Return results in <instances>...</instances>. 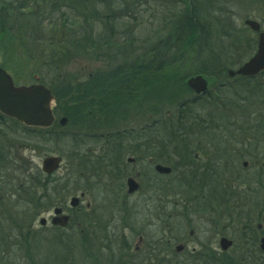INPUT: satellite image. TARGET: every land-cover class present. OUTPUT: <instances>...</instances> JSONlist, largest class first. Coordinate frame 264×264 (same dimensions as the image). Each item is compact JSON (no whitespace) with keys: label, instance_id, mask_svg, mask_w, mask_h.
I'll use <instances>...</instances> for the list:
<instances>
[{"label":"trees","instance_id":"16d2710c","mask_svg":"<svg viewBox=\"0 0 264 264\" xmlns=\"http://www.w3.org/2000/svg\"><path fill=\"white\" fill-rule=\"evenodd\" d=\"M228 3L0 0V40L18 45L32 63V83L37 77L54 97L56 120L67 119L64 128L55 122L38 129L0 115V264H264L254 227L264 223V72L227 82L228 70L244 63L230 54L243 37L230 36L223 22ZM80 62L100 69L71 75ZM194 74L218 82L195 96L186 86ZM256 136L257 147L249 138ZM22 147L61 157L65 172L46 176L32 162L18 166ZM205 153L208 159H200ZM128 158L147 186L150 204L142 211L165 216V240L148 237L147 221L128 202ZM157 163L171 174L157 175ZM78 193L93 199L89 209L66 207ZM57 206L70 214L68 226L51 228L50 237L45 228L34 231L30 222ZM115 214L119 224L111 227L107 219ZM192 216L240 236L234 254L204 243L176 254L174 227ZM135 230L143 231L139 250L131 246ZM243 243L250 261L241 259Z\"/></svg>","mask_w":264,"mask_h":264},{"label":"rangeland","instance_id":"374dc122","mask_svg":"<svg viewBox=\"0 0 264 264\" xmlns=\"http://www.w3.org/2000/svg\"><path fill=\"white\" fill-rule=\"evenodd\" d=\"M222 1L227 2L228 0H222ZM229 2H230V3H228L229 8L223 9L225 11V15H226V19H223V22L225 23L226 28H228L230 30V36L232 35V37L234 38V34H235V38H236V34H238L240 36V38L243 37L241 40L235 41L236 46H234V47L230 46L229 47V49L231 47H233V51H230V54L233 56L235 55L233 60L235 59V61H236V60L244 58V62H246L254 53V51L251 52V48H252L253 42H256V44H257V34L252 32L249 28H246L243 23L245 20L254 21L257 24H259L261 32H264V0H229ZM230 42L231 41H229V44H230ZM248 44H249V46H248ZM197 58L198 57H196V59ZM196 65H198V62L195 60V61H193V63L191 64V67H189V68H191L192 71H195ZM185 66H189V65L186 64ZM0 68L4 69L7 72V74L11 77L15 86L29 85L32 83L31 77H32L33 72H34L32 63L25 57L23 51H21V49L18 47V45L16 43L9 42L8 40H6L4 38H2L0 40ZM99 69H100V66L97 65L96 63H92V64L87 63L86 64L84 62H80L78 64L73 65L69 69V73L71 75H76V74L80 73L79 75L83 76L86 73L94 72V71L99 70ZM196 76H202L203 79H205L207 81V85H208L210 90L212 89V86L218 82V80L216 78H208V77L200 75V74L191 75L190 77L187 78V80L191 77H196ZM234 79L235 78H230V79H228L227 82L234 83V82H236V81H234ZM222 81H223V79H222ZM256 93H257V91H256ZM255 107H253L251 109L253 111H255ZM249 138L253 139V142L255 143V145L257 147V136L256 137H249ZM255 138H256V140L254 141ZM27 148H25V147L18 148L16 151L17 152L16 157H15L17 160V165L24 167V168L27 167L28 162H32L33 165L37 166L38 169L40 170L42 160L45 157L55 155V154H50V153L49 154H42V153L34 152L33 150H31V149L29 150ZM205 154H206L205 155L206 157H204L202 155V157L200 159L207 160L210 153H208V155H207V153H205ZM198 155H197V157H198ZM241 162H242L241 164H243V165L244 164H246V165L250 164L249 160H242ZM64 164H65V162H63L62 166ZM160 165H162V164H160ZM163 166L168 167L166 165H163ZM65 170L66 169L61 167L59 169V171L57 173H55V176H61L63 174V172H65ZM140 171H141L140 167L139 166L136 167L134 165V163H128V162L125 163V170H124L125 176L123 178L124 192H125V181H126V179L130 176L135 177L136 180L141 185V188L145 192L141 193V191H140V193L133 195L128 200V202H129V204L132 203L133 206L136 208V210L141 214L142 218L145 221H147V222H144V224H145V227H144L145 231L144 232H146V234H148V237H149V235H153V236L159 235V238L161 237L165 240V239H167L168 236L171 237V235L168 232L169 226L166 224L167 221L165 219V216H163L164 218H162V216H161L160 219L157 220L156 213L152 214V212H150L149 214H147V212L142 211V209L148 210L147 206L150 204V202H149L150 198L147 195L148 192H146L147 186L145 185V187H144V184L141 183V181L138 179ZM17 186H18V184H17ZM94 193L96 194V196L99 195L98 192H94ZM80 194L81 193H78L77 195H74V196L78 197ZM74 196H72V197H74ZM70 198L71 197L67 198L66 207H68V205H69ZM160 200H161V197H159V198L157 197V199L155 200L156 202L154 203V207H155V204L160 202ZM80 201H81L80 202L81 206L85 207L86 209H89L90 205H92V203H93V199L87 195H85V197L83 199H80ZM152 207H153V205H152ZM51 209L52 208H47V210H44L41 214H39V216H37L35 218V220L33 222L29 221L32 224L31 225L32 229L34 231H37L41 228L40 223H39L40 218H45L47 220V225H46L44 233H47L48 237L51 236V225L49 222L51 215H52ZM262 213H263V210H262ZM107 221H108L107 224L111 227H113L115 224H116V226H118L119 217L115 214V215L109 217L107 219ZM184 222L185 223L178 221L176 224V225H178L177 229H175V227H174V230H173L174 233L172 234L174 237L173 239L176 240L175 245H174V251H175L176 246H178V245L183 246V251L178 253L181 256H183L182 254H184L186 252H194L195 250L198 249V247L201 243L206 244L208 246V248L216 251L218 254H221L222 252L219 249V240L224 237V236H221V232H223V234L225 235L226 238L233 241L232 242V245H233L232 248L233 249L234 248L236 249V247H238L240 240L242 239V238H240V240H239L240 236H238V239H232L231 235H229L230 230L225 229V231L228 232V234H226L225 231H221V228H220L221 225H219V229H214V227L212 226V222H210L208 220V218H206V217L201 218V217H197V216H192V217H189ZM120 223H121L120 226H121V229H123L124 235L127 236L128 232H129L127 228L130 227V225L128 224L127 219H126V221L122 220V215L120 218ZM140 226L141 225L138 224V227H140ZM254 227H256V230L259 231V236L257 238V242H258L257 248L260 249V245H261L260 240L262 238H264V223L262 225H260V223L258 221H256L254 223ZM136 230L134 232V235H137L138 238H136V237L134 238L132 236V233L130 234L131 238L133 239L131 242V246L134 250L135 249L139 250V249H142L144 247V243L143 244L141 243V240H143V236H142L143 231L139 230L138 232H136ZM146 238H147V236H146ZM237 240H239V242ZM245 245H246V243H243L244 252H242V258L241 259L246 262V261H250L252 259V254L250 252H247ZM232 248L230 250H228L230 256L233 255L234 254L233 252L235 251V250L233 251ZM16 253L10 252L11 255L16 254ZM184 255H186V254H184ZM253 256L255 257V259H257V253H255ZM9 259H11L12 261L17 260V259H12V257L11 258L9 257Z\"/></svg>","mask_w":264,"mask_h":264},{"label":"water","instance_id":"95a60500","mask_svg":"<svg viewBox=\"0 0 264 264\" xmlns=\"http://www.w3.org/2000/svg\"><path fill=\"white\" fill-rule=\"evenodd\" d=\"M244 25L252 32L258 34L257 47L255 53L241 67L235 71H228L230 78L234 76L252 78L264 71V32H260V26L254 21L246 20ZM38 81V79H36ZM187 87L196 95L204 94L208 91L207 81L202 76L191 77L186 82ZM55 100L51 92L42 84H31L29 86H18L13 84L11 77L0 68V114L8 119L14 120L25 127L47 129L55 121L53 108ZM59 125L65 127L67 120L61 118ZM128 159V163H132ZM62 159L57 156L45 157L41 162V171L45 175H52L61 166ZM246 164H244L245 166ZM154 170L160 175L167 176L171 169L162 165H155ZM126 193L133 195L139 190L136 179L130 177L126 180ZM79 197H72L69 201L70 208H76L80 204ZM69 222V216L62 213L61 208L53 210L51 225L65 228ZM41 226H45L46 220H39ZM260 249L264 252V238L260 240ZM232 247V241L223 237L219 240V248L226 252ZM183 251V246L178 245L175 252Z\"/></svg>","mask_w":264,"mask_h":264}]
</instances>
